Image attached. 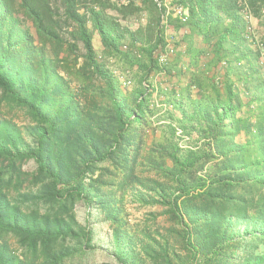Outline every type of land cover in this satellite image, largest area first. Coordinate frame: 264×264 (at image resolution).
<instances>
[{
  "label": "trees",
  "instance_id": "16d2710c",
  "mask_svg": "<svg viewBox=\"0 0 264 264\" xmlns=\"http://www.w3.org/2000/svg\"><path fill=\"white\" fill-rule=\"evenodd\" d=\"M127 1L0 0V107L23 111L33 125L29 143L0 120V264H64L95 249L93 228L76 218L78 202L117 224L120 241L128 189L140 202L169 206L170 218L184 228L203 264H264V252L254 257L264 247V0H177L188 16L186 22L169 17L176 31H186L173 68L187 58L188 88L197 94L186 99L204 142L185 154L173 144H158L147 156L142 82L160 69L155 53L166 47L164 10L142 0L150 23L132 31L108 14L127 19L141 11ZM18 13L29 28L18 25ZM250 18L263 29L259 40ZM94 31L105 56L144 72L138 88L125 94L99 62ZM37 56L41 74L31 78ZM233 79L247 103L234 91ZM29 161L32 172L23 170ZM212 162L215 172L201 175ZM144 171L162 181L143 178ZM120 251L129 256L127 248Z\"/></svg>",
  "mask_w": 264,
  "mask_h": 264
},
{
  "label": "rangeland",
  "instance_id": "374dc122",
  "mask_svg": "<svg viewBox=\"0 0 264 264\" xmlns=\"http://www.w3.org/2000/svg\"><path fill=\"white\" fill-rule=\"evenodd\" d=\"M111 1L117 5L128 2L127 0ZM131 1L142 8L140 5L142 0ZM176 2L177 0H162V7H158L164 10L160 24L163 27L166 47L155 53L160 69L149 73L148 79L142 82L144 95L148 99L146 115L148 126L144 156H147L148 152L158 144H173L181 154H185L199 149L204 142L200 135L199 123L195 118H192L193 108L186 99V97H190L193 100L197 94L195 89L188 88L190 73L187 71V58L183 56L182 63L173 68L177 53L182 52L185 48L181 38L186 33L185 29L176 31L169 23V17L180 19L177 10L183 7ZM185 10L187 11V9ZM108 14L116 17L121 26H126L132 31L147 27L151 18V13L144 8L127 19H122L121 15L115 11H109ZM15 18H17L18 25L24 30L30 27L29 21L22 14L18 13ZM250 24L252 31L256 30L254 33L256 40H259V33L263 29L259 27L258 21L252 18H250ZM122 44V49L126 50L127 42L123 41ZM93 46L99 62L115 76L125 94L140 86L139 82L143 80L141 74H144V72L137 67L128 68L121 61L105 56L100 36L96 31L93 32ZM79 48L78 55L80 56L84 54V50L81 44ZM46 56L49 59L51 58L49 48L46 50ZM38 60L39 57L37 56L29 68L31 78L36 77V74H41ZM14 69L12 67V70ZM63 76L69 80L67 76ZM221 76L222 74H220ZM221 81L222 78L219 82ZM75 88L74 85L70 86L71 90ZM187 89L188 92H186ZM233 89L235 92H240L244 104L247 103L248 100L243 86L237 83L236 80ZM247 114L248 112L245 110L244 115ZM0 120H6L10 125L16 127L27 142L30 143L33 140L28 134L30 127L33 126L31 118L23 111L11 110L2 105L0 107ZM246 140L244 136H241L238 142L244 143ZM214 164L215 162L210 163L201 175L213 174L216 169ZM171 166V162L167 160L166 167L170 168ZM23 170L27 172L34 171V162L25 163ZM141 176L153 180L160 179L155 172L144 171ZM136 189L140 190L139 187H136ZM141 192L151 201H153L151 197L159 200L158 195L155 193L145 190ZM135 193L136 191L128 189L121 204L120 219L123 220V225L120 226L121 239L118 242L115 239L114 232L119 226L113 223L107 215L101 214L96 208L91 210L83 202H78L74 208L76 218L83 226L88 225L93 228L95 233L93 245H95V249L76 255L64 264H203V257L196 254L184 239V228L170 218L169 206L152 203L149 199H146V201L149 200V203L140 202L133 197ZM92 206L95 207L94 204ZM8 240L13 248L17 247L14 239L9 238ZM123 248H127L129 256L121 253L120 250ZM257 252L254 257L261 255L264 252V247H260Z\"/></svg>",
  "mask_w": 264,
  "mask_h": 264
},
{
  "label": "built area",
  "instance_id": "2783aa9c",
  "mask_svg": "<svg viewBox=\"0 0 264 264\" xmlns=\"http://www.w3.org/2000/svg\"><path fill=\"white\" fill-rule=\"evenodd\" d=\"M135 1H138V0H135ZM154 2L156 3V5L161 8L162 7V0H154ZM177 14H179L180 16V19L183 21V22H186V18L188 16V13L187 11L184 9V8H179L177 10Z\"/></svg>",
  "mask_w": 264,
  "mask_h": 264
}]
</instances>
